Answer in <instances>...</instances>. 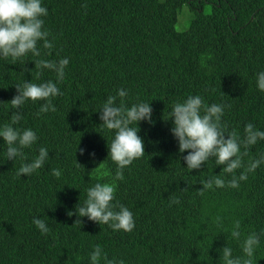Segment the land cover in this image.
Instances as JSON below:
<instances>
[{
    "label": "trees",
    "instance_id": "trees-1",
    "mask_svg": "<svg viewBox=\"0 0 264 264\" xmlns=\"http://www.w3.org/2000/svg\"><path fill=\"white\" fill-rule=\"evenodd\" d=\"M42 5L48 10L44 28L54 44L51 54H44L41 42L40 57L0 58V127L20 111L23 119L14 127L30 128L38 137L23 150L25 161L8 160L0 138V264H90L97 244L116 264H223L225 246L233 256L243 255V239L264 230V164L239 188L214 186L201 194L202 181L231 176L215 158L199 170L187 168L188 153L178 150L169 113L176 102L199 95L206 105L224 106L227 132L243 136L249 122L264 131V92L256 83L264 71V0H42ZM182 8L189 20L179 32ZM61 58L69 64L58 83L63 94L52 99L56 111L37 116L43 101L13 109L16 85L57 82L54 72L37 69L35 61ZM119 89L128 93L126 107L150 103L153 122L138 123L145 155L123 170V180L114 179L117 165L108 156L114 133L99 118L106 99ZM40 147L49 152L44 166L17 176ZM248 152L245 163L258 159L264 140ZM53 169L61 175L54 176ZM96 183L116 185L113 204L133 213L131 232L68 215L83 206ZM33 218L43 219L50 231L42 234ZM77 219L80 224H74ZM237 221L240 240L231 236ZM253 262L264 264V236Z\"/></svg>",
    "mask_w": 264,
    "mask_h": 264
},
{
    "label": "clouds",
    "instance_id": "clouds-1",
    "mask_svg": "<svg viewBox=\"0 0 264 264\" xmlns=\"http://www.w3.org/2000/svg\"><path fill=\"white\" fill-rule=\"evenodd\" d=\"M47 15L48 10L42 5V0H0V58L16 62L28 54L40 57L41 46L48 50L44 54L50 55L54 44L49 41L50 33L44 28V17ZM41 42L42 45L38 46ZM68 64L67 58H61L58 61L37 59L35 67L54 72L57 82L47 81L37 84L24 81L23 84L16 85L17 95L9 102L11 107L22 109L26 102L43 101L44 103L36 113L37 116L50 111L55 112L56 108L52 99L63 94L58 83L63 82ZM256 83L257 88L264 92V71L258 73ZM127 95L126 90L119 89L116 95H110L106 99L99 111L101 126L114 133L108 146V156L117 165L115 180H123V170L134 160L145 155L144 142L138 135V123L140 121L153 123L150 103L139 102L126 107L124 98ZM118 98L119 102H117ZM223 115V105L215 103L206 105L199 95L189 96L184 102H176L169 113V119L172 120L170 131L178 142V150L180 153H188L184 156L187 168L199 170L210 158H215L216 164L223 166V172L231 176V179L227 181L219 176L202 181L201 194L204 190L213 189L214 186L239 188L240 182L246 181L249 173L264 164V154L258 159H249L247 163L244 159L249 155L248 150L253 145L264 140V131L258 130L249 122L244 126L243 136L235 130L227 132L226 126L222 123ZM22 119V113L15 111L11 115V123L0 127V138L7 145L8 160L13 161L17 157L22 161L27 160L23 150L31 148L37 142L38 137L32 129L14 127ZM48 158L47 148L40 147L35 159L21 164L16 173L17 176L31 175L42 168ZM78 166L81 165L78 164ZM241 169L240 174L235 175L237 170ZM52 174L59 177L61 172L59 169H53ZM115 191L114 183H96L87 189V199L83 206L76 207L75 213L69 212L68 215L75 214L78 218L87 217L99 225H108L113 231L131 232L135 227L133 213L124 205L113 204ZM171 202L179 203V200L174 198ZM32 223L42 234L50 231L41 218H33ZM77 223L80 224L79 219L74 224ZM217 223H220L219 218ZM240 227L237 221L231 232L232 238L240 240ZM262 236H264V230L259 234L252 232L247 235L241 244L243 253L241 256H233L232 248L223 247L221 250L223 264H254L253 257ZM101 259H104L105 264H116L115 261L107 259L102 247L97 244L90 254V264H100ZM119 264H123V261Z\"/></svg>",
    "mask_w": 264,
    "mask_h": 264
},
{
    "label": "rangeland",
    "instance_id": "rangeland-1",
    "mask_svg": "<svg viewBox=\"0 0 264 264\" xmlns=\"http://www.w3.org/2000/svg\"><path fill=\"white\" fill-rule=\"evenodd\" d=\"M205 12L209 11V7L204 8ZM188 9L187 8H182L180 13H178V21L176 22L175 29L179 32L184 31L188 27V20H189V14H188ZM180 14V15H179Z\"/></svg>",
    "mask_w": 264,
    "mask_h": 264
}]
</instances>
